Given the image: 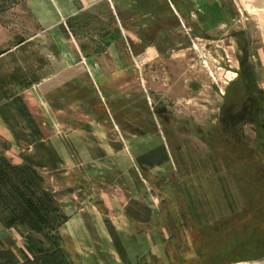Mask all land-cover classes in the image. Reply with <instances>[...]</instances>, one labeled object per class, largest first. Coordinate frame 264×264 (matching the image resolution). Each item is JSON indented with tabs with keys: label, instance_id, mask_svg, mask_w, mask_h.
I'll return each mask as SVG.
<instances>
[{
	"label": "rangeland",
	"instance_id": "rangeland-1",
	"mask_svg": "<svg viewBox=\"0 0 264 264\" xmlns=\"http://www.w3.org/2000/svg\"><path fill=\"white\" fill-rule=\"evenodd\" d=\"M246 56L264 94V0H0V160L62 226L141 186L155 223L114 264H264V158L220 126ZM62 226L0 222V264H110Z\"/></svg>",
	"mask_w": 264,
	"mask_h": 264
},
{
	"label": "crops",
	"instance_id": "crops-1",
	"mask_svg": "<svg viewBox=\"0 0 264 264\" xmlns=\"http://www.w3.org/2000/svg\"><path fill=\"white\" fill-rule=\"evenodd\" d=\"M137 174L142 176L139 170ZM148 176L150 175L146 176L147 180H149ZM160 177H157V179ZM151 179L154 180L156 178ZM138 187L140 188L141 186ZM139 188H136L135 192L130 190V196L125 193L124 196H126L127 202H122L120 199L118 200L120 202L118 206H107L106 203L99 205V203L95 202H88L86 206L84 205L86 202H82L80 204L82 207L77 204L76 208L79 210L77 211L75 208V212L69 215V220L59 230L66 231L69 251H71L69 241H73L76 242L74 248L78 250L74 253L75 256H100L94 244L101 241L105 243L106 250L102 256H106L104 258H106L107 263L114 264L118 262L117 259L132 258V249L127 243L132 238H130V232V235L125 233V228L129 224L134 226L137 230L135 233L137 235L136 241H144L142 236L146 232L145 230L143 231L141 226L155 223L154 211L147 202V196L145 194L141 195L144 193L142 188H140L141 190ZM108 201L111 202L113 200L108 199ZM83 207H85L84 210H82ZM108 210L110 212L109 216L105 215L108 214ZM143 232L145 233L142 234ZM152 236L153 234L149 233L147 239L152 240ZM92 242L94 243L92 244ZM140 249L137 253L134 252L135 257H138V259L143 255L147 257V251L141 252ZM68 255L72 256L70 253ZM111 257L113 260H110ZM98 261L99 259L95 263L97 264Z\"/></svg>",
	"mask_w": 264,
	"mask_h": 264
},
{
	"label": "trees",
	"instance_id": "trees-1",
	"mask_svg": "<svg viewBox=\"0 0 264 264\" xmlns=\"http://www.w3.org/2000/svg\"><path fill=\"white\" fill-rule=\"evenodd\" d=\"M0 222L11 228L18 223L41 231H55L66 221L42 192L41 180L28 166L15 167L0 160Z\"/></svg>",
	"mask_w": 264,
	"mask_h": 264
},
{
	"label": "flooded vegetation",
	"instance_id": "flooded-vegetation-1",
	"mask_svg": "<svg viewBox=\"0 0 264 264\" xmlns=\"http://www.w3.org/2000/svg\"><path fill=\"white\" fill-rule=\"evenodd\" d=\"M238 83L220 110V126L226 127L228 141L243 144L250 157L264 158V94L247 56Z\"/></svg>",
	"mask_w": 264,
	"mask_h": 264
}]
</instances>
